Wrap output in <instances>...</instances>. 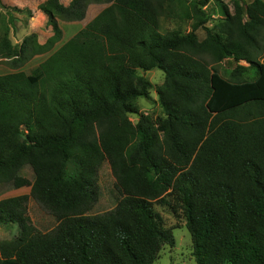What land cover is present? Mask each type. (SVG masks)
<instances>
[{"label": "trees", "instance_id": "1", "mask_svg": "<svg viewBox=\"0 0 264 264\" xmlns=\"http://www.w3.org/2000/svg\"><path fill=\"white\" fill-rule=\"evenodd\" d=\"M215 1L212 26L208 0H45L43 44L36 33L13 44L0 26V61L48 55L30 74L0 75V186L30 187L57 222L42 233L27 195L1 199L0 225L18 232L0 241V264H153L174 245L154 209L169 202L195 264L213 248L227 264H264V0ZM92 4L106 7L54 51L58 21H82ZM161 17L177 26L161 32ZM154 69L163 117L152 119L134 102L153 88L139 72ZM105 162L117 203L90 214Z\"/></svg>", "mask_w": 264, "mask_h": 264}, {"label": "rangeland", "instance_id": "2", "mask_svg": "<svg viewBox=\"0 0 264 264\" xmlns=\"http://www.w3.org/2000/svg\"><path fill=\"white\" fill-rule=\"evenodd\" d=\"M45 0H0V26L1 29L9 28L10 39L13 44H19L21 39L31 33H36L39 43H44L51 35V28L47 26L46 18L38 10V5ZM67 5L70 0H60ZM232 9V0H219ZM245 3L251 0H243ZM218 2L208 0L206 12L212 15L213 20L210 22L212 26L219 17ZM106 5H89L85 18L82 21H58L59 27L63 31L62 43L81 30L89 21H91ZM218 13V14H217ZM177 23L173 20L160 18L161 32L174 29ZM184 30H188L187 26H183ZM198 36H203L202 32H198ZM56 46V48L61 44ZM48 55L37 56L29 63L20 68H14L4 60L0 61V75L24 71L30 74L35 70L40 62ZM245 65V63H241ZM219 72L225 75V72L234 67L232 60H224L216 65ZM139 75L146 78L153 86L149 90L147 98H139L134 103L138 107L140 114L151 117L152 119L163 117V112L157 101L155 87L163 85L164 76L161 71L154 69L149 72H139ZM129 120L136 123L138 118L135 115H129ZM136 142V141H135ZM20 175L29 181L33 179L32 171L25 167L20 171ZM97 185L99 191L98 201L90 214H99L113 209L117 203L118 194L115 188V178L111 173L108 164L105 162L98 171ZM20 195H27V209L31 224L40 232L46 233L51 231L57 225L55 218L39 204H37L30 196V187L15 189L12 185L0 186V200ZM174 207V208H173ZM155 211L159 214L162 224L165 228H170L174 237V245H165L158 254V258L153 264H195L192 256L191 237L185 226V218L182 211L176 208L173 202L154 204ZM18 232L16 225H0V241L13 239ZM208 264H227L222 261L219 250L213 248Z\"/></svg>", "mask_w": 264, "mask_h": 264}, {"label": "crops", "instance_id": "3", "mask_svg": "<svg viewBox=\"0 0 264 264\" xmlns=\"http://www.w3.org/2000/svg\"><path fill=\"white\" fill-rule=\"evenodd\" d=\"M40 13H41V12H40ZM41 14L44 16L43 13H41ZM44 17H45V16H44ZM45 18H46V17H45ZM74 35H75V34H74ZM74 35H73V36H74ZM26 36H27V35H26ZM73 36H72V37H73ZM24 37H25V36H24ZM24 37H23V38H24ZM72 37H70V38H72ZM23 38H22V39H23ZM70 38H69V39H70ZM22 39H21V41H22ZM62 39H63V38H62ZM69 39H68V40H69ZM68 40H67V41H68ZM21 41H20V42H21ZM20 42H19V43H20ZM65 42H66V41H65ZM63 43H64V42H63ZM63 43L61 42V44H60L57 48H59ZM16 44H17V43H16ZM40 44H41V43H40ZM42 44H43V43H42ZM58 44H59V43H58ZM56 46H57V45H56ZM57 48L55 47V48H54V51H55ZM45 58H46V57H45ZM45 58H44V59H45ZM44 59H43V60H44ZM43 60H42V61H43Z\"/></svg>", "mask_w": 264, "mask_h": 264}]
</instances>
